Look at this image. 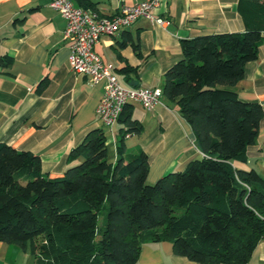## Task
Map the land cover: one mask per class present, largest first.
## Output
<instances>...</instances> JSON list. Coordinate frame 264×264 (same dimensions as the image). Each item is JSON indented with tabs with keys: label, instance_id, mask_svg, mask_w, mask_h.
Segmentation results:
<instances>
[{
	"label": "trees",
	"instance_id": "trees-1",
	"mask_svg": "<svg viewBox=\"0 0 264 264\" xmlns=\"http://www.w3.org/2000/svg\"><path fill=\"white\" fill-rule=\"evenodd\" d=\"M237 8L243 31L183 39L164 73L163 94L191 124L200 156L148 182L147 152L125 141L142 123L125 108L116 154L105 128L93 127L61 175L45 172L38 153L0 140V239L20 244L33 264H136L145 241L163 239L200 263L246 264L264 238V174L238 162L264 109L232 86L264 41V0ZM11 61L0 57L3 67Z\"/></svg>",
	"mask_w": 264,
	"mask_h": 264
},
{
	"label": "crops",
	"instance_id": "crops-1",
	"mask_svg": "<svg viewBox=\"0 0 264 264\" xmlns=\"http://www.w3.org/2000/svg\"><path fill=\"white\" fill-rule=\"evenodd\" d=\"M77 5L114 14L123 5L142 0H73ZM238 0H160L154 13L167 18L161 24L138 17L115 34H103L95 49L113 66L119 81L131 87H163L166 69L182 54V40L199 34L243 31L245 21ZM66 19L48 0H0V57L8 54L11 64H0V140L41 156L42 168L51 176L61 175L80 158L69 153L93 127H104L112 152L125 121L107 126L97 113L104 82L71 66ZM138 45V46H136ZM245 100L258 101L264 109V41L258 56L245 65L244 75L232 86ZM152 109L129 102L126 113L142 123L140 132L125 135L127 149L143 148L150 160L148 181L171 170H182L202 151L195 144L191 124L176 101L162 96ZM243 168L264 174V114L258 136L247 148ZM0 264H33V257L20 244L0 239ZM136 264L200 263L176 253L168 239L142 244ZM215 264V263H214ZM246 264H264V238Z\"/></svg>",
	"mask_w": 264,
	"mask_h": 264
},
{
	"label": "built area",
	"instance_id": "built-area-1",
	"mask_svg": "<svg viewBox=\"0 0 264 264\" xmlns=\"http://www.w3.org/2000/svg\"><path fill=\"white\" fill-rule=\"evenodd\" d=\"M66 19L65 37L69 39V62L73 69L90 75L92 82H104V91L97 105V113L107 126L115 124L129 102H140L152 109L162 102L161 87H131L123 85L110 63H106L95 49L103 34H115L140 16L164 24L167 18L154 13L160 0H142L123 5L119 12L103 14L98 9L77 5L73 0H48ZM128 134V133H127Z\"/></svg>",
	"mask_w": 264,
	"mask_h": 264
},
{
	"label": "rangeland",
	"instance_id": "rangeland-1",
	"mask_svg": "<svg viewBox=\"0 0 264 264\" xmlns=\"http://www.w3.org/2000/svg\"><path fill=\"white\" fill-rule=\"evenodd\" d=\"M78 162V161H77ZM156 180H154V181H151V183H154ZM148 182H150V181H148Z\"/></svg>",
	"mask_w": 264,
	"mask_h": 264
}]
</instances>
